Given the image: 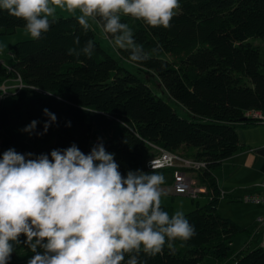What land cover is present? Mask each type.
<instances>
[{
  "label": "trees",
  "instance_id": "trees-1",
  "mask_svg": "<svg viewBox=\"0 0 264 264\" xmlns=\"http://www.w3.org/2000/svg\"><path fill=\"white\" fill-rule=\"evenodd\" d=\"M77 17H50V30L39 40L14 43L11 68L0 59V86L12 78L22 82L21 89L5 97L0 87V159L10 148L26 159L41 154L51 159L52 150L73 144L89 154L102 142L125 177L129 171L150 173L148 161L161 148L201 162L204 166L189 171L207 187L208 201L185 213L196 235L183 246L176 241L174 252L165 247L155 257L142 253L140 260L264 264V246L234 250L233 238L251 231L219 212L222 194L214 174L223 160L244 148L238 128L263 123L246 113L258 110L264 115V0H180L168 29L122 15L136 42L150 53L142 63L131 62L125 50L116 48L114 55L105 49L91 24L85 32ZM19 28L25 22L0 9V36ZM89 39L96 45L91 58L68 55L70 48H82ZM154 78L167 98L153 90ZM44 109L56 117L46 133L49 117ZM33 120L38 121L35 130L23 131ZM177 169L155 170L166 183L173 182ZM161 207L173 214L171 207ZM18 240L11 242L8 264H22L19 254L24 250L29 258L23 264L34 255L24 234Z\"/></svg>",
  "mask_w": 264,
  "mask_h": 264
},
{
  "label": "clouds",
  "instance_id": "clouds-1",
  "mask_svg": "<svg viewBox=\"0 0 264 264\" xmlns=\"http://www.w3.org/2000/svg\"><path fill=\"white\" fill-rule=\"evenodd\" d=\"M57 8L78 10L85 32L90 20L99 23L113 47L127 51L131 62L142 63L150 53L121 16L168 29L180 0H0V9L23 20L33 40L50 30L49 18ZM74 44H80L79 37ZM95 47L89 39L68 55L91 58ZM44 113L49 117L46 133L56 117L48 109ZM37 124L33 120L23 131L31 133ZM50 156L26 159L10 148L0 159V264H8L11 242L18 243L21 234L34 253L27 264H146L142 253L155 257L165 247L174 252L176 241L183 246L196 235L182 210L170 215L162 209L165 177L152 162L150 173L129 171L125 177L102 142L89 154L73 144L52 150Z\"/></svg>",
  "mask_w": 264,
  "mask_h": 264
},
{
  "label": "crops",
  "instance_id": "crops-1",
  "mask_svg": "<svg viewBox=\"0 0 264 264\" xmlns=\"http://www.w3.org/2000/svg\"><path fill=\"white\" fill-rule=\"evenodd\" d=\"M77 12L79 11L77 10L75 13ZM75 13L68 12L60 8H57L56 11V14H60L63 16L75 14ZM19 29L17 30V32L19 31ZM26 36H29L27 32H26ZM0 37H4V36H0ZM4 43L9 45V40H5ZM10 54L12 55L13 61L9 65H6L5 59H2L0 57L1 61L8 68H11L15 61V57L11 51ZM20 82L21 80L17 78L8 79V83L12 87L19 85ZM11 92H13V90H9V93ZM237 131L241 143L244 144V148L239 152L235 153L234 155L223 160L221 167L215 170L214 172L219 189L222 194L218 205L219 212L223 216L229 217L232 220H234V213H233L234 211H232L231 215L225 214L222 211V206L225 204V202L228 203L227 205H229L230 208H234V200H241L243 195L248 192L259 191L257 184L261 182L262 179L264 178V123H259V124L256 123L247 126H240ZM189 169H193V168H184V170L187 171L189 175H191L194 179H196L193 173L189 171ZM171 185H172V181L162 184L160 187L163 193L175 195L171 190ZM178 196H184V195H178ZM200 198L204 199L205 202L202 204L200 202L197 203L196 207L198 205H204L208 201L206 194L201 196ZM251 204L256 205L257 207L255 208V211L251 210L252 213L255 212L256 214L255 216L258 217L259 215L264 214V205L255 204V203L254 204L248 203L247 205H251ZM244 226H246L244 228L248 227L247 229L251 227V225H244ZM255 226H256L255 233H261L263 237L264 228L261 227L259 230H257L259 227L257 219H255ZM249 235L253 236V232H251V234Z\"/></svg>",
  "mask_w": 264,
  "mask_h": 264
},
{
  "label": "rangeland",
  "instance_id": "rangeland-1",
  "mask_svg": "<svg viewBox=\"0 0 264 264\" xmlns=\"http://www.w3.org/2000/svg\"><path fill=\"white\" fill-rule=\"evenodd\" d=\"M60 14H56V16H59ZM72 15H80L79 12L75 14H70V15H65V16H72ZM91 26L94 28L96 31L97 37L100 40L101 45L116 55V48L113 47V45L109 42V38L106 36V34L103 32L102 27L100 26L99 23L89 21ZM29 35V34H28ZM23 37V38H22ZM29 37V38H28ZM31 36H26V30L25 28L19 29V31L15 34L0 37V57L2 59H5L6 65H9L12 63L13 58L12 55L10 54V48L11 46L16 43L19 40H24V39H30ZM5 40H9V45L5 44ZM11 41V42H10ZM22 82H20V85ZM151 86L153 90L159 93V95L167 98V94L164 92V90L161 88V85L159 83V80L157 78L153 79V82H151ZM0 87L6 88L7 90H15L14 87L10 86L8 83V80H6ZM7 102L10 101V97L6 100ZM170 102L177 106V104L173 101L170 100ZM204 203L205 200L200 198L196 200H192L188 196H178V195H170V194H164L161 197V204L166 205L172 208V212L174 214L175 211L177 210H182L184 213H188L195 209L197 203ZM228 203L225 202V204L222 206V211L225 214L231 215L232 211H234V221L242 225L243 227H246L244 225H251L249 230L253 232V236H250L247 232H240L237 234L233 240H232V245L233 248L236 252H240L242 250H251L255 247L263 245V237L261 233H255L256 231V226H255V219L258 217L255 216V212H251V210L255 211L256 205H247L248 203H245L241 200H234V208H230ZM254 204V203H253ZM193 207V208H192ZM251 212V213H250ZM249 214V215H248ZM257 217V218H256ZM254 222V223H253ZM248 228V227H247ZM20 257V263H24L28 258L29 255L27 254V250H24L23 253L19 254Z\"/></svg>",
  "mask_w": 264,
  "mask_h": 264
},
{
  "label": "built area",
  "instance_id": "built-area-1",
  "mask_svg": "<svg viewBox=\"0 0 264 264\" xmlns=\"http://www.w3.org/2000/svg\"><path fill=\"white\" fill-rule=\"evenodd\" d=\"M22 84L14 86L15 90L21 89ZM3 90V97L9 93V90L1 87ZM246 116H249L254 119H258L264 123V115L261 111L252 110L246 113ZM150 162L155 165V169L165 168V167H177L178 169L174 172V180L171 185V190L175 195H185L192 199H198L201 196L207 194V187L204 185L198 184L197 180L194 179L191 175L188 174L184 168H195L198 169L201 166H204L201 162H195L182 156L177 153L171 152L169 150L160 149V154L148 161V168L150 167ZM259 191H251L243 195L241 201L245 203H255L264 205V178L261 182L257 184ZM258 229L261 227L264 228V214L260 215L257 218ZM263 246H264V230H263Z\"/></svg>",
  "mask_w": 264,
  "mask_h": 264
}]
</instances>
